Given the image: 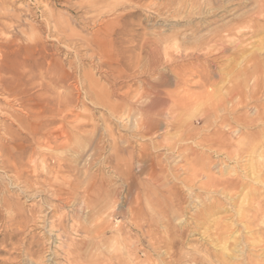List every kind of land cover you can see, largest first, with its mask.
<instances>
[{
  "label": "rangeland",
  "instance_id": "374dc122",
  "mask_svg": "<svg viewBox=\"0 0 264 264\" xmlns=\"http://www.w3.org/2000/svg\"><path fill=\"white\" fill-rule=\"evenodd\" d=\"M156 102L158 129L143 134L139 110ZM185 146L196 163L178 154ZM140 159L164 186L146 185ZM73 184L94 197L93 213L68 200ZM158 186L181 204L175 214L165 204L171 231L157 238L177 239L159 252L147 236L159 208L144 206L169 192ZM214 203L221 209L201 216ZM0 206V264H34L39 249L45 264H66V239L48 225L64 217L71 227L75 215L90 228L111 223L98 250L125 236L128 264H264V215L254 212L264 211V0H0ZM17 213L47 221L13 234L5 222Z\"/></svg>",
  "mask_w": 264,
  "mask_h": 264
},
{
  "label": "bare ground",
  "instance_id": "6f19581e",
  "mask_svg": "<svg viewBox=\"0 0 264 264\" xmlns=\"http://www.w3.org/2000/svg\"><path fill=\"white\" fill-rule=\"evenodd\" d=\"M15 13V12H14ZM11 28V27H10ZM9 30V29H8ZM9 39V38H8ZM209 44V43H208ZM221 44V43H220ZM217 45V44H216ZM199 47V46H198ZM217 47V46H216ZM214 50V49H213ZM191 51H192V49H191ZM209 54V53H208ZM2 58V57H1ZM214 79V78H213ZM221 79V78H220ZM33 82V81H32ZM37 83H39V81L37 82ZM40 84V83H39ZM156 88V87H155ZM159 91V90H158ZM172 93H174V92H172ZM209 93H210V91H209ZM124 94V93H123ZM149 94V93H148ZM160 95V94H159ZM147 96V95H146ZM157 96V95H156ZM127 97V96H126ZM204 97V96H203ZM149 98H151L150 96H149ZM155 98V97H154ZM158 98H159V96H158ZM177 99V98H176ZM209 98L207 97V100H208ZM204 100H206V99H204ZM173 101V100H172ZM151 102V101H150ZM153 102V101H152ZM165 102H167L166 100H165ZM164 102V103H165ZM209 102H210V100H209ZM231 102V101H230ZM233 102V101H232ZM162 103V104H161ZM160 103V106L159 107H161V105H163V102H161ZM146 104V103H145ZM157 102L155 103V104H151V105H148L147 107L146 106H144L145 108H143V109H141V110H139L140 112L138 113V114H140V119H139V124H138V129L139 130H141V131H143V134L144 133H147V134H152V132L154 131L155 132V130L156 129H158L157 127H158V125H157V122L156 121H152L151 120V117L152 116H154V115H158L159 114V112H155V109H157ZM170 103H168V105H169ZM172 104H174V103H172ZM172 104H170L169 106H171ZM235 104V103H234ZM236 104L237 105H239L240 107L242 106V107H245L246 106V104L243 102V101H236ZM231 105H232V103H231ZM236 105V106H237ZM168 106V107H169ZM175 106V105H174ZM224 106V105H223ZM138 107V106H137ZM218 107V106H217ZM216 107V108H217ZM219 107H222V106H219ZM218 107V108H219ZM225 107V106H224ZM238 107V106H237ZM170 108V107H169ZM234 108V107H233ZM253 108H254V106H253ZM115 109H117V108H115ZM160 109H162V108H160ZM166 109V108H165ZM171 109V108H170ZM252 109V108H251ZM167 110H168V112L170 111L171 112V110H169L168 108H167ZM167 110H166V112H167ZM173 110V109H172ZM178 110V109H177ZM234 110H236V109H234ZM41 111V110H40ZM159 111V110H158ZM162 111V110H161ZM160 111V112H161ZM163 111H164V109H163ZM116 112V111H115ZM165 112V111H164ZM170 112H169V114H170ZM173 112H175V111H173ZM172 112V113H173ZM177 112V111H176ZM236 112H237V110H236ZM114 113V112H113ZM171 113V115H173ZM161 114V113H160ZM164 114V113H163ZM176 114V113H175ZM243 114V113H242ZM15 115V114H14ZM162 115V114H161ZM168 115V114H167ZM164 116H165V114H164ZM238 116V115H237ZM31 117V116H30ZM173 118H174V116H172ZM244 117V116H243ZM51 118H53V117H51ZM61 118H63L62 116H61ZM66 118V117H65ZM154 118V117H153ZM158 119V118H157ZM163 119V118H162ZM244 119H245V117H244ZM74 120V119H73ZM154 120V119H153ZM160 120H161V118H160ZM176 120V119H175ZM164 121V120H163ZM162 121V122H163ZM39 122V121H38ZM72 122H74L75 123V121H72ZM81 122V121H80ZM177 122V121H176ZM63 123V122H62ZM137 123V122H136ZM158 123H159V121H158ZM170 123V122H169ZM168 123V124H169ZM251 122H249V124H250ZM67 124V123H66ZM71 124V123H70ZM161 124H163V123H161ZM167 124V125H168ZM221 124H223V123H221ZM253 124V123H252ZM37 125V124H36ZM38 125H40V124H38ZM50 125V124H49ZM76 125V124H75ZM170 125V124H169ZM61 126H63L62 124H61ZM60 126V127H61ZM72 126V125H71ZM78 124L76 125V127H74L73 126V128H77V130H78ZM220 126H222V125H220ZM80 127H83V126H81L80 125ZM168 127V126H167ZM58 128H59V126H58ZM55 129V128H54ZM60 130H61V128H59ZM63 129H64V126H63ZM72 129V128H71ZM69 130V129H68ZM76 130V129H75ZM80 130V129H79ZM52 131H53V129H52ZM63 131V130H62ZM61 131V132H62ZM72 131V130H71ZM80 131H82V130H80ZM138 131V130H137ZM141 131H139V132H141ZM218 132H220L219 130H217ZM66 132V131H65ZM64 132V134H66ZM154 132H153V134H154ZM217 132V133H218ZM42 133V132H41ZM37 134H39V133H37ZM62 134H63V132H62ZM222 134V133H221ZM191 135V134H190ZM65 136V135H64ZM66 136H68L67 134H66ZM142 136H145V135H142ZM153 136V135H152ZM176 136H178L179 137V135H176ZM181 136V135H180ZM218 136H220V135H218ZM62 137V136H61ZM74 137H76L75 135H74ZM192 137V136H191ZM190 137V138H191ZM67 137H65V139H66ZM215 138H217V136L215 137ZM214 138V139H215ZM219 138V137H218ZM70 139V138H69ZM168 139L169 140H171L169 137H168ZM168 139H167V141H168ZM186 139H188V138H186ZM44 140V139H43ZM211 140V139H210ZM220 140V139H219ZM62 141H64V139L62 140ZM66 141H67V139H66ZM215 141V140H214ZM46 142H48V141H46ZM166 142V141H165ZM182 142H183V140H182ZM216 142V141H215ZM220 142V141H219ZM230 142V141H229ZM51 143V142H50ZM63 143V142H62ZM168 143V142H167ZM170 143V142H169ZM168 143V144H169ZM188 143V142H187ZM226 143V142H225ZM159 144V143H158ZM163 144V143H162ZM168 144H164V145H168ZM172 144V143H171ZM207 144V143H206ZM221 144V143H220ZM60 145L61 146H63V145H65V143H63V145L60 143ZM59 145V146H60ZM189 145V144H188ZM218 145H219V143H218ZM69 146V145H68ZM160 146V145H159ZM201 146V145H200ZM213 146V145H212ZM225 146V145H224ZM56 147V146H55ZM169 147V146H168ZM182 146H180L179 148H181ZM66 148V147H65ZM58 149V148H57ZM145 149H148V148H145ZM177 149V148H176ZM175 149H173V151H174ZM179 150V149H178ZM217 150V149H216ZM219 150V149H218ZM143 151V150H142ZM176 151V150H175ZM180 152H181V155L183 156V157H186V159H189V157L191 156V157H195V163H196V160H198V158H199V156H198V153L197 152H195L194 150H192V149H189V148H186V146H185V149L183 148V151H179V153L178 154H180ZM142 153H144V154H146L144 151L142 152ZM142 153H140L141 155H143ZM149 153V152H148ZM183 153V154H182ZM225 153V152H224ZM140 155V157H143V156H141ZM138 156H139V154H138ZM147 156V155H146ZM131 157V156H130ZM150 157V156H149ZM180 157V156H179ZM133 158V157H132ZM144 158V160L146 159V158H148V157H143ZM205 158V157H204ZM131 159V158H130ZM142 159V158H141ZM138 160L137 161V166H138V168H140L141 169V173L143 174V173H146L145 171H148L149 170V172H147V174H146V178H147V183H146V185H148V183L150 184V185H153V183H157L158 181L160 182V181H163L164 180V182H163V186H164V183L166 182L165 181V179H161V177H160V173L159 174H157L156 173V171H155V167H156V165L155 164H152V163H157V167H159V169H163V167H162V165H161V162H160V160L161 159H158V158H155V160H152L151 158H150V160L152 161V163L150 164V165H147V168H146V166H145V162L143 161V160ZM167 159V158H166ZM168 159H170V158H168ZM137 160V159H136ZM148 160V159H147ZM150 160H148L149 162H150ZM181 160V159H180ZM190 160V159H189ZM200 160H202V159H200ZM131 161V160H130ZM146 161V160H145ZM133 162V161H132ZM183 162V161H182ZM205 161H201V165L203 166V165H207V167H208V165L210 164H206V163H204ZM117 163V162H116ZM147 163V162H146ZM191 164V166H193L194 164H193V162L191 161L190 162ZM136 164V163H135ZM200 164V163H199ZM155 165V166H154ZM117 166V165H116ZM133 166V165H132ZM56 167V166H55ZM58 167V166H57ZM156 167V168H157ZM116 168V167H115ZM125 169H126V167H125ZM133 169V168H132ZM158 169V170H159ZM173 169H174V167H173ZM173 169H171V170H173ZM185 170H186V168H185ZM133 171V170H132ZM138 171V170H137ZM174 171V170H173ZM186 171H188V169L186 170ZM172 172V171H171ZM139 173V172H138ZM140 173V174H141ZM128 174V175H127ZM127 176H128V178H126L128 181H129V177L131 178L132 176H131V174H132V172L130 173V171L128 170V172H127ZM141 174V175H142ZM162 174V173H161ZM170 174V173H169ZM118 175H120V174H118ZM162 175H164V173L162 174ZM173 175H175V174H173ZM126 176V177H127ZM165 176H166V174H165ZM134 178H136V177H134ZM92 179V178H91ZM122 179H125V178H122ZM137 179H138V177H137ZM176 179V178H175ZM240 179V178H239ZM132 180V178L130 179V181ZM136 179H134V181H135ZM133 180H132V182H134ZM158 182V183H159ZM18 183V182H17ZM98 183H99V181H98ZM160 183H162V182H160ZM159 183V184H160ZM144 184V183H143ZM166 184V183H165ZM94 185V184H93ZM95 185H96V183H95ZM98 185V184H97ZM229 185H231V184H229ZM243 185V184H242ZM48 186V185H47ZM70 186H71V183H70ZM161 186V185H160ZM162 186V187H163ZM80 187V186H79ZM82 187V186H81ZM81 187L79 188V189H81ZM94 187V186H93ZM98 187V186H97ZM133 187V186H132ZM154 187V186H153ZM159 187V186H158ZM161 187V188H162ZM77 188H78V185H76V184H73V188L71 189V190H73V193H71V194H69V197H68V200H70V202L72 203V204H74V206H76V211L77 212H80L81 214H82V211H85V210H92L96 205H97V203L95 202V201H93L94 199V197L92 198V197H90L91 195L89 194L88 195V193H84V194H80V192L79 191H77ZM89 188V187H88ZM87 188V189H88ZM127 188V187H126ZM129 186H128V190H129ZM155 188H157V187H155ZM160 188V187H159ZM159 189L160 191L161 190H163V189ZM164 188V187H163ZM166 188V187H165ZM164 188V189H165ZM176 188L177 187H175V189L172 187V189H173V191L174 190H176ZM95 189V188H94ZM100 189H102V188H100ZM106 189V191H108V189L107 188H105ZM104 189V190H105ZM112 189V188H111ZM167 189H169V192L166 194V195H162V193L160 194H157V195H155L156 193H152V194H149V195H146V198H145V204H144V206L145 207H147L148 209L150 208V209H156V208H159V210H158V213H157V216L155 217V221L152 219V217L155 215L154 213V215L150 218V219H148L147 221H149V223H148V230H150V234L148 233V235L147 234H145V235H147V236H149V242H150V244H151V247L152 246H154V248H155V250L156 251H160V250H162V249H167L168 247L169 248H172V246L174 245V242L176 241V239H175V237L174 238H172L170 241H168V242H165L163 239L161 240L160 238H157V235L159 234L158 232H160V227L162 226L163 227V231H165V232H169V231H171V225H170V220H169V216L167 217L164 213L166 212H168V210H167V207L165 206V204H169L170 206V210H169V212L170 213H177V211L180 209V205L181 204H179L180 202L177 200V202H175V200H173L174 202H172V193H170V188L168 187ZM167 189H165V191L167 190ZM237 189V188H236ZM54 190H56L55 188H54ZM99 190V189H98ZM135 190V189H134ZM137 190V189H136ZM149 190L150 189H148V193H149ZM155 190H157V189H155ZM155 190H152V191H155ZM235 190V188H232V185L231 186H227V189H226V191L227 192H231L232 193V191H234ZM81 191V190H80ZM92 191V190H91ZM143 191H145L144 189H143ZM158 191V190H157ZM156 191V192H157ZM65 192V191H64ZM82 192V191H81ZM159 192V191H158ZM157 192V193H158ZM177 192V191H176ZM83 193V192H82ZM90 193V192H89ZM98 193V192H97ZM96 193V194H97ZM109 193V192H108ZM52 194V193H51ZM137 194H139L138 192H137ZM233 194V193H232ZM54 195L55 196H61L62 195V190H56V191H54ZM97 195H99V194H97ZM102 195H103V193H102ZM101 195V197H103ZM175 195V194H174ZM95 196V195H94ZM107 196H109V195H107ZM113 197L115 196V194H113L112 195ZM253 196V195H252ZM101 197H99L100 199H101ZM254 197H256V196H254ZM61 198V197H60ZM92 198V199H91ZM97 199H98V197H96ZM104 198H106V197H104ZM175 198H176V195H175ZM174 198V199H175ZM65 199V198H64ZM96 199V201H98ZM110 199V198H109ZM116 198H114V200H115ZM230 199H232V198H230ZM104 199L102 198V200L101 201H103ZM110 200H112V199H110ZM109 200V201H110ZM60 201V200H59ZM67 201V200H66ZM101 201L99 202V204L101 203ZM108 201V202H109ZM135 201V200H134ZM167 201H169V202H167ZM254 201V200H253ZM167 202V203H166ZM114 203H116L115 201L112 203V204H114ZM138 203V202H137ZM140 203V202H139ZM246 203V202H245ZM250 203V202H249ZM132 205V204H131ZM3 206H5L6 207V209H8V210H10L11 209V205L8 203V202H4L3 203ZM65 206H67V205H65ZM106 206V205H105ZM153 206H155L156 208H154ZM250 206H252V205H250ZM1 207V206H0ZM152 207V208H151ZM182 207V206H181ZM259 207V206H258ZM257 207V208H258ZM96 208V207H95ZM131 208H132V206H131ZM138 208V207H137ZM205 208V207H204ZM221 209V207H220V205L219 204H216V203H214V204H212L211 206H208V208H207V206H206V212L204 211V212H201V216H203V215H205L204 213H212L213 211H214V209ZM255 208L256 209V211H254L255 213L257 212V214L259 213L260 215L262 214V216L264 215V211H261L260 210V208ZM50 209H52V208H50ZM130 209V208H129ZM132 209H134V207L132 208ZM139 209V208H138ZM146 209V208H145ZM144 209V210H145ZM147 209V210H148ZM169 209V208H168ZM109 210V209H108ZM131 210V209H130ZM211 210V211H210ZM240 210V209H239ZM96 211V210H95ZM94 211V212H95ZM97 211H99V210H97ZM106 211V210H105ZM113 211V210H112ZM135 211V210H134ZM137 211V210H136ZM136 211H135V214H136ZM173 211V212H172ZM210 211V212H209ZM1 212V211H0ZM92 212V211H91ZM132 212V211H131ZM7 213V212H6ZM93 213V212H92ZM97 213V212H96ZM104 213V212H103ZM133 213V215H134V212H132ZM131 213V214H132ZM141 213V212H140ZM149 213V212H148ZM244 213V212H243ZM242 212H239L238 213V216L240 217V218H242L243 216H242V214H243ZM8 214H9V211H8ZM17 214H19V213H17ZM29 214V213H28ZM100 213H98L97 215H99ZM102 214V213H101ZM111 214V213H110ZM109 214V215H110ZM144 214V213H143ZM1 215V214H0ZM11 216L10 217H8V220L5 222V225H6V230L7 231H11V232H13V234H16L15 232H20V231H22L23 230V228L25 227L24 225L26 224V225H28V223L30 224H32V225H36L37 224V222H40V224H44V223H46V219L44 218V217H41L40 215H38V214H36V213H32L31 215H30V217L29 218H26L25 219V217H23L22 215H21V213L19 214V215H16V214H10ZM25 215V214H24ZM40 216V217H38V216ZM94 215V214H93ZM92 215V216H93ZM106 215H108V213L106 214ZM109 215H108V217H109ZM253 215V214H252ZM105 216V215H104ZM111 216V215H110ZM80 217V218H79ZM77 216V215H75V216H73V218H74V220H73V218H72V224H71V227H68V226H66L65 225V221L63 220L64 219V217H62L63 219H59L58 221H57V223L55 224V223H51V224H47L48 225V228H49V231H52V230H54V229H56L55 231L57 232V237L58 236H63V238H65L66 239V243L64 244V245H62L61 247H65V251L63 250L62 252H65L64 253V255H65V257H64V260H65V262H66V264H116L118 261L119 262H121L120 264H128V260L131 258L130 256L131 255H129V251H130V248H129V244L127 243V241H126V238H125V236H123V238H122V241H121V243H118L117 242V247H114V244H116L115 243V241H113L114 242V244L112 245V246H108L109 248H107V254H103V252H100L98 249H99V247L102 245L101 243H105V234H106V231H108V230H110V228H111V225L110 224H106V223H103V222H101L100 221V223H103L102 225H100V227L98 226V227H95L94 226V228H90V227H86L84 224H83V222H82V220H81V218H83L81 215L80 216ZM96 217V216H95ZM100 217V216H99ZM99 217H96L95 219H94V223L93 224H95V221H97V218H99ZM103 217V216H102ZM134 217H136V216H134ZM143 218H146L145 216H142ZM255 218H257L258 217V215H255L254 216ZM260 217V216H259ZM67 218V217H66ZM203 218V217H202ZM243 218H245V217H243ZM27 219H28V221H27ZM249 220H251V218L249 217L248 218ZM99 220V219H98ZM104 220V219H103ZM107 219H105V221H106ZM108 220L110 221L111 220V218L109 219L108 218ZM0 221H1V218H0ZM93 221V220H92ZM142 221H144L143 219H142ZM146 221V220H145ZM145 221H144V223H145ZM146 221V222H147ZM199 221V220H198ZM239 221V220H238ZM152 222H154V224L152 223ZM251 222V221H250ZM250 222H247L248 224H250ZM99 223V222H98ZM143 223V224H144ZM253 223V222H252ZM256 223V222H255ZM139 224V223H138ZM147 224V223H146ZM87 225V224H86ZM91 225V224H90ZM113 226V225H112ZM218 226H220V228L222 227V228H224L225 227V225L224 224H222V223H218ZM134 227H135V225H134ZM113 228H114V226H113ZM122 228V227H121ZM146 229V228H145ZM119 231V230H118ZM221 231V230H220ZM8 232V233H9ZM23 232V231H22ZM115 232V231H114ZM146 232V231H145ZM149 232V231H148ZM224 232V231H223ZM81 234V235H83L84 237L83 238H86L85 240L83 239V240H81V241H76V239L74 238V237H72L73 236V234ZM117 233V232H116ZM144 233V232H143ZM165 234V233H164ZM114 235V234H113ZM8 236V235H7ZM107 236V235H106ZM218 236V235H217ZM221 236H222V234H221ZM47 237V236H46ZM43 238L45 241H49L50 240V238L48 237V238ZM221 238V237H220ZM219 238V239H220ZM222 238H224V237H222ZM7 239V238H6ZM81 239V238H80ZM79 239V240H80ZM175 240V241H174ZM33 241V240H32ZM38 241V240H37ZM133 241H134V239H133ZM146 241V240H145ZM224 241V240H223ZM41 242V241H40ZM39 241H38V244H41ZM112 242V243H113ZM246 242V241H245ZM111 243V242H110ZM247 243V242H246ZM99 244H101L100 246H99ZM224 246H226V242H224V243H222ZM43 245V244H42ZM103 246H105V244L103 245ZM150 246V245H149ZM246 245L245 244H242V247H241V249L238 251L239 252V258L240 257H243V249H244V247H245ZM262 246L264 247V243L262 244ZM261 246V247H262ZM43 247V246H42ZM105 247H107V246H105ZM247 247V246H246ZM30 248V247H29ZM223 249L225 248V247H222ZM235 248V247H234ZM38 249V248H37ZM28 251L29 250H27V253H28ZM41 249H39V250H37V251H34V252H30L29 253V255L31 254L33 257L34 256H36V262L34 263V264H45L44 263V261H43V258H42V253H41ZM141 252V251H140ZM26 253V252H25ZM24 253V254H25ZM145 253V252H144ZM155 253V252H154ZM122 254H124V258L122 257ZM136 254V253H135ZM148 254V253H147ZM26 256H28V254H25ZM52 255H53V257L54 258H56L57 256H58V254H57V252H52ZM63 255V254H62ZM149 255V254H148ZM120 256V258L118 259V257ZM139 256V255H138ZM175 256V255H174ZM31 257V256H30ZM32 257V258H33ZM145 257V256H144ZM244 258H245V256H244ZM34 259H35V257H34ZM146 259V258H145ZM158 259V258H157ZM246 259H247V257H246ZM52 260H54L53 258H52ZM136 264H143V263H145L144 261H142L143 263H141V261H139V258H136ZM148 260V259H147ZM146 260V262H148ZM238 260V259H237ZM243 260V259H242ZM241 260V261H242ZM116 261V262H115ZM131 261V260H130ZM129 261V262H130ZM135 261V260H134ZM32 262V261H31ZM56 262V261H55ZM133 261H131V263H132ZM227 262V261H226ZM246 263H247V261H245ZM252 262V261H251ZM46 263H47V261H46ZM149 263V262H148ZM255 263V262H254ZM258 263V262H257ZM20 264V263H19ZM48 264V263H47ZM51 264V263H50ZM53 264V263H52ZM59 264V263H58ZM227 264V263H226ZM240 264H244V261H242ZM248 264H249V260H248ZM252 264V263H251ZM259 264V263H258Z\"/></svg>",
  "mask_w": 264,
  "mask_h": 264
}]
</instances>
